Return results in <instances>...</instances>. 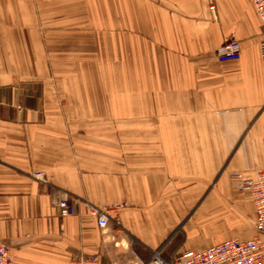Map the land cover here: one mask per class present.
<instances>
[{"label":"crops","instance_id":"1","mask_svg":"<svg viewBox=\"0 0 264 264\" xmlns=\"http://www.w3.org/2000/svg\"><path fill=\"white\" fill-rule=\"evenodd\" d=\"M227 39L241 57L221 63ZM263 41L253 0H0L12 264H154L250 239L254 204L232 175L264 170ZM65 196L108 208L107 228L80 204L62 218ZM214 208L244 237L206 244Z\"/></svg>","mask_w":264,"mask_h":264},{"label":"built area","instance_id":"2","mask_svg":"<svg viewBox=\"0 0 264 264\" xmlns=\"http://www.w3.org/2000/svg\"><path fill=\"white\" fill-rule=\"evenodd\" d=\"M264 28V0H253ZM214 9L213 7L211 8ZM264 57V41L261 45ZM241 57V45L236 39H227L217 50L219 62H233ZM255 178L237 172L232 175L235 190L251 200L255 209V236L246 240L231 239L202 251H186L171 262L160 259L158 253L152 256L154 264H264V170L256 171ZM34 178L46 182L42 174ZM83 205L90 216L98 220L100 228H107L110 221L108 208H100L89 202L72 201L67 196L58 201L61 217L77 215V205ZM13 256L8 246L0 244V264H12ZM69 264H101L98 257H80Z\"/></svg>","mask_w":264,"mask_h":264},{"label":"rangeland","instance_id":"3","mask_svg":"<svg viewBox=\"0 0 264 264\" xmlns=\"http://www.w3.org/2000/svg\"><path fill=\"white\" fill-rule=\"evenodd\" d=\"M59 211H60V209H59ZM97 223H98V220H97ZM202 223H207L204 226H202V228H201L203 236L208 237V241H206V244H217V243H219L223 240H226L230 237H244L243 230L241 231V228L238 229L239 227L238 226L236 227V225H237L236 220H233L231 217L227 216L224 212H221L215 208L211 209V212H209L208 220H206ZM248 225L250 227V231L254 233L252 235V237L255 236L256 232L254 229V221L253 220L248 221ZM98 227H99V225H98ZM242 227H245L247 231L249 230L247 226H242ZM100 229H102V228H100ZM105 229H102V230H105Z\"/></svg>","mask_w":264,"mask_h":264}]
</instances>
